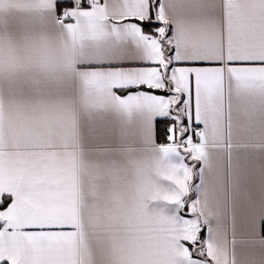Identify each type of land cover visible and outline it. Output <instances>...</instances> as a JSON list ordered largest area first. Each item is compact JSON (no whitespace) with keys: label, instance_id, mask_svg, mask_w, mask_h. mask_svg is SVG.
Returning a JSON list of instances; mask_svg holds the SVG:
<instances>
[{"label":"snow or ice","instance_id":"1","mask_svg":"<svg viewBox=\"0 0 264 264\" xmlns=\"http://www.w3.org/2000/svg\"><path fill=\"white\" fill-rule=\"evenodd\" d=\"M0 264H264V0H0Z\"/></svg>","mask_w":264,"mask_h":264}]
</instances>
